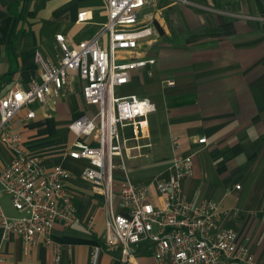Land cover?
I'll return each mask as SVG.
<instances>
[{"label":"crops","instance_id":"0c3cea01","mask_svg":"<svg viewBox=\"0 0 264 264\" xmlns=\"http://www.w3.org/2000/svg\"><path fill=\"white\" fill-rule=\"evenodd\" d=\"M81 10L88 11L86 22L77 21ZM150 13L154 34L141 43L148 46L145 55L141 45L137 55L155 63L134 70L122 87L134 83L141 91L151 75L157 80L159 94L152 97L157 109V158H166L158 174L170 163L171 138L177 137L180 153H195V174L183 181L185 194L236 209L238 215L225 218L223 224L235 228L256 263L264 264V0H164ZM106 20L104 0H0V96L41 79L35 54L58 60L56 34L78 43ZM169 78L174 84L165 86L163 80ZM122 87L117 94H136L121 92ZM32 108L34 118L22 119L21 111L15 120L25 147L47 165L59 163L71 171L67 190L79 215L85 220L94 217L96 226L90 231L84 225L57 223L51 238L60 246L58 263L53 245L38 242L26 249L19 236L3 237L0 228L1 264H93V246L105 228V195L82 177L88 161L68 155L77 141L90 140L69 128L88 108L77 72L69 73L52 110L45 104ZM203 136L207 142L199 144L197 139ZM0 159L4 163L12 159L1 140ZM0 203L8 216L21 215L1 185ZM132 261L126 263L118 253L103 249L95 264H154L147 248Z\"/></svg>","mask_w":264,"mask_h":264},{"label":"built area","instance_id":"2783aa9c","mask_svg":"<svg viewBox=\"0 0 264 264\" xmlns=\"http://www.w3.org/2000/svg\"><path fill=\"white\" fill-rule=\"evenodd\" d=\"M162 1L104 0L107 20L91 37L71 44L64 34H56L58 60L45 59L39 51L35 54L41 79L0 96V140L12 153L9 162L0 159V185L21 213L10 217L0 203L3 237L19 236L26 249L38 242L53 245L58 263L60 246L51 238L57 223L95 229L96 219H83L67 190L71 171L59 163L47 165L41 156L30 153L15 124L21 111H25L22 119L34 118L32 105L47 104L75 71L88 108L69 128L90 140L77 141L68 155L88 161L82 177L105 195V228L101 241L93 246V264L103 249L128 263L141 248L152 253L154 264H257L241 234L223 224L225 218L238 215L236 209L216 199L195 200L185 194L183 181L195 174V153H180L177 137L171 138L174 155L164 171L150 181L130 177L128 161L149 156L145 151L153 145L149 116L156 105L136 94L119 95L117 89L131 81L134 70L155 63L136 53L154 34L150 9ZM88 17V11L81 10L77 21L86 22ZM197 142L206 143L207 138L199 137ZM3 260L0 252V264Z\"/></svg>","mask_w":264,"mask_h":264},{"label":"rangeland","instance_id":"374dc122","mask_svg":"<svg viewBox=\"0 0 264 264\" xmlns=\"http://www.w3.org/2000/svg\"><path fill=\"white\" fill-rule=\"evenodd\" d=\"M168 14V13H167ZM166 16V15H165ZM166 23H169L171 21L170 15L168 14L165 17ZM169 21V22H168ZM159 24V20L157 19V25ZM155 23H153L154 28ZM163 35V34H162ZM148 49L147 45L142 44L140 50L144 52ZM145 55V54H144ZM146 57V56H145ZM152 78L150 81L146 82L147 84L143 86L144 90H138V88L134 87V83L127 85L125 87H122L120 90L124 93L134 92L136 95L140 97H147L153 101V96L155 94H159L157 84L155 80V76L151 75ZM170 79V78H169ZM169 79H164L163 83L165 86H168L167 81ZM173 80V79H170ZM157 92V93H156ZM61 92L58 93L56 96H54L53 99H51L46 105L47 109L52 110V108L57 104L59 98H60ZM151 142L153 143V147L146 149L145 152L149 154V156H142L138 158H134L130 161H128L129 164V173L130 177L134 181H146L153 177H155L160 170H162V161L166 158H157V109L155 112L152 113L151 116ZM163 159V160H162ZM236 188V186H235ZM236 264V263H232Z\"/></svg>","mask_w":264,"mask_h":264},{"label":"water","instance_id":"95a60500","mask_svg":"<svg viewBox=\"0 0 264 264\" xmlns=\"http://www.w3.org/2000/svg\"><path fill=\"white\" fill-rule=\"evenodd\" d=\"M136 57H138L137 53H136Z\"/></svg>","mask_w":264,"mask_h":264}]
</instances>
